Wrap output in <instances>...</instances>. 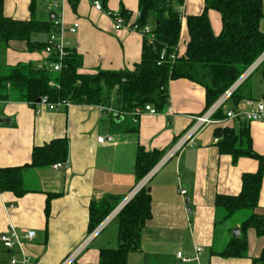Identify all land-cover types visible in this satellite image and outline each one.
<instances>
[{
  "label": "crops",
  "instance_id": "obj_1",
  "mask_svg": "<svg viewBox=\"0 0 264 264\" xmlns=\"http://www.w3.org/2000/svg\"><path fill=\"white\" fill-rule=\"evenodd\" d=\"M54 1L62 4L63 36L68 47L81 56V72L132 70L139 62L143 43L140 33L114 30L110 17L92 7L93 0H75L74 10L68 0ZM181 2L177 43L180 53L188 38L185 18L201 13L204 0ZM30 3L31 0H3V14L15 20H29ZM120 3L130 12L126 21L136 20L138 0H108L107 8L119 12ZM51 12L50 5L48 17H38L43 10L35 0L36 19H49ZM262 12L259 28L264 32V0ZM209 18L217 33L219 14L210 10ZM74 22L78 27L71 32L69 28ZM154 25L150 14L148 26L152 29ZM46 39L47 34L32 35L34 41ZM46 61L47 54L43 50L30 52L23 40L0 43V73L19 62L41 66ZM255 72L252 84L250 78ZM237 89L242 98L234 102L232 95ZM236 90L225 102L223 116H214L219 122L200 129L192 142L164 162L147 182L151 217L142 227L139 249L128 254L127 264H262L253 259L258 257L264 237L257 236L253 228L246 233L245 257L218 255L233 236L231 230L238 228L251 210H238L218 226L221 216L215 197L239 193L241 175L255 172L258 162L248 156L233 161L230 154L219 153L216 145L219 136L215 130L238 131L243 122L225 118V108L248 110L256 100L264 104V60ZM167 92L164 107L155 114H142L137 123L130 115L115 112L114 107L101 109L102 105L71 104L50 110L26 101L0 99V168L29 164L34 146L55 138L67 140V160L61 167L53 169L51 164L27 168L25 180L29 191L20 197L10 191L0 192V233L13 226L21 236V244L12 251L4 249L0 243V264H9L12 255L20 257L21 253L26 254L32 264H58L83 242L89 233L90 204L107 199L114 208L138 184L134 170L138 149L163 150L164 154L182 136L193 116L206 109L203 87L188 79L170 80ZM247 124L253 150L264 155V115ZM106 135L112 137L110 142L97 141V137ZM47 192L51 196L46 209ZM253 212L264 213V170ZM115 218V223L111 224L114 219L108 222L83 248L73 264H98L100 248L117 247V216ZM110 225L113 226L107 232ZM27 230H34L31 239L23 237ZM219 233L222 237L217 239ZM178 252L189 260L178 257Z\"/></svg>",
  "mask_w": 264,
  "mask_h": 264
},
{
  "label": "trees",
  "instance_id": "obj_2",
  "mask_svg": "<svg viewBox=\"0 0 264 264\" xmlns=\"http://www.w3.org/2000/svg\"><path fill=\"white\" fill-rule=\"evenodd\" d=\"M75 9V0H68ZM175 1L177 5H175ZM103 9L108 10V0H100ZM181 0H138V16L133 22L138 26L148 25L150 14L155 20L150 28L151 42L143 36L140 60L129 69H98L93 73L80 71L81 56L74 48L67 47L62 59V68L54 71L47 64L41 66L30 62H19L0 73V99L26 101L32 105L46 96L49 101L68 100L71 104L102 105L114 107L117 113H128L136 107L151 104L157 111L167 102V84L170 80L185 78L201 85L205 92L208 108L241 73L264 51V32L259 28L263 17L262 0H204L201 13L185 18L188 38L183 52H176V59L168 57L157 64L159 53L165 49L173 52L179 41L181 21L178 5ZM3 0H0V43L23 40L30 52L43 50L46 41H34V33L47 36L57 29L52 20L34 17L35 0H31L29 20H15L3 14ZM219 14L220 29L213 31L209 11ZM129 11L120 3L118 14L128 20ZM128 22V21H126ZM54 54L47 55L46 62H55ZM53 81L57 84L50 85ZM240 89V88H239ZM237 89L234 102L242 98ZM215 116H223L220 108ZM238 131L231 128H217L216 143L219 153H228L233 161L241 156L254 158L257 170L241 175V189L235 195L218 194L215 206L225 221L236 211L249 209L251 213L239 225V233L232 236L218 253L223 257H245L247 255V230L253 228L259 237H264V213L253 212L261 187L264 170V155L256 153L251 144L247 121L242 120ZM163 154V150L151 152L139 148L135 159V175L141 180ZM67 160L66 138H55L41 146H34L31 162L22 166L0 168V192L10 191L20 197L29 191L26 186L25 170L50 166ZM48 193V192H47ZM49 193L46 199L48 208ZM151 196L147 184L139 189L117 215V247L99 249L98 264H127L130 252L139 249L140 235L145 222L151 217ZM113 208L108 200L89 207L88 231ZM264 264V244L257 258Z\"/></svg>",
  "mask_w": 264,
  "mask_h": 264
},
{
  "label": "built area",
  "instance_id": "obj_3",
  "mask_svg": "<svg viewBox=\"0 0 264 264\" xmlns=\"http://www.w3.org/2000/svg\"><path fill=\"white\" fill-rule=\"evenodd\" d=\"M64 1V0H62ZM92 7L98 11H103L105 14H107L111 21H112V27L114 30L119 29H128L130 31H135L140 33L142 36H146L148 41L151 42L153 40V36L150 33V27L148 25L144 26H138L134 22H126L122 16L118 14V12H112L110 10H105L102 7V4L99 0H93L92 1ZM61 3L58 1H54L51 4V9L54 13V17L51 19L52 24L56 27L55 32H51L46 39V45L44 47V52L49 54H54L57 58L55 62H46L48 67L53 69L54 71H59L62 68V59L67 55V41L65 40L63 33H64V21L61 16L62 8ZM78 27V23L74 22L70 28L69 31L75 32ZM174 51L170 54H167L165 49H162L159 53V58L157 61V64H161L167 57L171 60V62H174L176 59V48L173 49ZM264 60V51L241 73V75L222 93L218 96V98L203 111L201 114L193 116L191 124L188 126V128L184 131L182 136L177 139L162 155V157L157 161V163L147 172V174L139 180L138 184L135 186V188L121 201L119 202L112 210L104 216V218L96 225V227L91 230L86 238L83 240V242L72 252H70L65 258H63L58 264H73L76 257L79 255V253L83 250V248L100 232L103 230V228L106 226L108 222L113 220L119 213V211L122 209V207L130 201V199L134 196V194L141 189L143 186H146L147 182L151 178V176L166 162L169 158L174 156L184 145L189 144L192 142L193 137L195 134L198 133L200 129H202L204 126L211 124V123H217L219 120L215 119V113L220 109L223 108L225 102L227 99L230 98L231 94L240 86V84L247 78V76L253 72ZM53 85V83H52ZM168 101V99H167ZM36 104H39L41 106H45L50 110L57 109V106H68L71 105V102L68 100H60V101H49L46 96H42L38 99ZM251 108L248 110H238L235 108H225L224 114L225 118L227 119H241L245 120L247 122L250 121H256L260 120L264 115V104L262 100H256L251 103ZM101 109H111L110 107H104L100 106ZM168 110H170L168 108ZM115 112H117L115 110ZM158 111L151 105V104H145L143 107H136L132 111L128 113H122V114H128L131 116L132 121L134 123H137L139 121V118L144 113H150L155 114ZM112 140V137L110 135L106 136H99L97 137L98 142H110ZM64 164V162H55L51 165L53 169H57L61 167ZM185 190H181V193H184ZM34 236V230H27L24 232L23 237L27 239H31ZM0 243L4 249H7L9 251H12L13 248L17 245L21 244V236L18 233V231L13 227L9 226L7 230L0 233ZM201 248H197V251H200ZM178 257H181L184 261L189 260V258L183 256L181 252L177 253ZM9 264H32L30 261V258L26 256V254L21 253L20 257H17L16 255H12L10 257Z\"/></svg>",
  "mask_w": 264,
  "mask_h": 264
},
{
  "label": "rangeland",
  "instance_id": "obj_4",
  "mask_svg": "<svg viewBox=\"0 0 264 264\" xmlns=\"http://www.w3.org/2000/svg\"><path fill=\"white\" fill-rule=\"evenodd\" d=\"M37 2H38V8L40 9L41 7H42V10H43V14L42 15H38V17H43V18H47L48 17V10H49V8H50V5L52 4V2H53V0H37ZM259 71V69L256 71V72H258ZM256 72L252 75V77L250 78V82L252 81V84L255 82V79H253L254 78V76H255V74H256ZM52 83H53V85H55V86H57V84L55 83V82H53V81H50L49 82V84L50 85H52ZM246 210H248L249 211V209H244V210H242V211H244V212H247ZM243 213H240V215H242ZM115 219L116 218H114V221H112V223L111 224H113V223H115ZM223 222L224 221H219L218 223H217V225L218 226H221L222 224H223ZM113 225H110L109 226V229L107 230V232H109L110 230H111V227H112ZM233 230H234V228L231 230V234H233ZM222 236H221V234L219 233V234H217V236H216V238L217 239H219V238H221Z\"/></svg>",
  "mask_w": 264,
  "mask_h": 264
},
{
  "label": "water",
  "instance_id": "obj_5",
  "mask_svg": "<svg viewBox=\"0 0 264 264\" xmlns=\"http://www.w3.org/2000/svg\"><path fill=\"white\" fill-rule=\"evenodd\" d=\"M53 17H54V13L51 12L50 15H49V19L51 20ZM38 99H37V101H38ZM147 191H149V187H147ZM238 233H239V229L238 228H234V230H233V236H237Z\"/></svg>",
  "mask_w": 264,
  "mask_h": 264
}]
</instances>
